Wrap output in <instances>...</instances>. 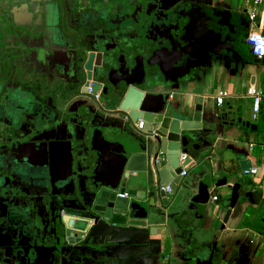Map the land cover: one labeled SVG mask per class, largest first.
<instances>
[{
	"label": "flooded vegetation",
	"instance_id": "af4514ba",
	"mask_svg": "<svg viewBox=\"0 0 264 264\" xmlns=\"http://www.w3.org/2000/svg\"><path fill=\"white\" fill-rule=\"evenodd\" d=\"M185 5L186 10L194 6L191 16L199 17L195 22L200 28L212 25L209 17L217 22L214 29L222 43L213 55L217 62L244 40V29L237 27L229 34L220 23L225 16L221 9L214 11L207 2ZM154 16V5L145 0H0V235L18 239L13 245L30 242L16 236L15 229L24 232L35 223L47 238L59 237L58 250L65 248L63 230L56 223L69 213L63 206L73 204L68 198L75 187L99 178L92 174L97 157L90 132L103 119L99 111L108 109L102 104L101 89L105 96L121 93L123 76L141 90L150 84L157 94L167 95L175 86V75L188 77L175 72L171 44L175 26L163 38ZM96 22L136 29L140 36L135 61L125 62L127 58L111 48L108 53L97 50L95 40L101 32ZM226 37L231 42H222ZM90 54L87 71L85 59ZM110 69L109 80L104 78L97 86L99 74L103 77Z\"/></svg>",
	"mask_w": 264,
	"mask_h": 264
},
{
	"label": "water",
	"instance_id": "95a60500",
	"mask_svg": "<svg viewBox=\"0 0 264 264\" xmlns=\"http://www.w3.org/2000/svg\"><path fill=\"white\" fill-rule=\"evenodd\" d=\"M145 2L154 5L155 21L161 23L155 25L162 32L161 37L169 36L170 28L175 26V32L171 34H175L171 41L172 51L175 50V72L179 70L189 76L200 66L211 68L213 64L219 65V62H213V55L219 53L217 48L222 47L214 29L217 22L213 17H209L212 25L200 28L198 22H195L199 17L196 14L191 16L194 6L186 10V2L204 6L205 0ZM237 18L235 14L229 18L224 16V22H220L227 26L229 34L234 32ZM96 25L101 32L95 40L97 50L108 53L111 48L115 54L126 57L125 62L135 61L134 54L139 52L136 39L140 36L136 29L113 28L100 22H96ZM222 40L231 42L227 37ZM240 49L239 59L244 60L245 45H241ZM129 51L130 54L126 56L125 52ZM201 54H204L206 64L200 63L198 56ZM116 59L118 60L119 56ZM254 59L264 62V58ZM85 60L87 62L84 67L88 71L91 68V54ZM191 63L196 66L191 67ZM184 64L186 66H183ZM135 68L131 67L130 72ZM111 72L112 69L103 77L102 73L99 74L97 86L101 87L104 78L109 80ZM86 79L91 80L89 72ZM186 79L187 77L183 79L175 75V84ZM119 80L125 88L121 93L111 92L109 96H105L102 89L100 92L102 104L108 108L105 110H110L109 112L116 115V123L115 120L103 118L97 121L90 132L91 140L96 145L92 150L96 152L97 157L94 167L96 170H92V174H97L99 178L89 186L84 184L71 191L68 200L73 204L63 206L69 213L65 214L62 221L56 222L63 230L61 237L62 242L66 244L65 248L58 250L59 237L47 238L40 226L33 223L24 232L20 228L15 229L16 236L21 234L29 238L30 242L19 241L13 245L12 242L18 239L14 240V237L11 238L5 233L0 235V258L3 264H54V261L62 264L63 256L75 264H115L114 257L119 262L123 255L132 254L141 244L147 243L148 237L155 235L157 231L155 223L167 218V209L164 208L168 206L166 192L161 188L168 187L171 192L176 191L181 179L180 172L193 164L192 157L186 154L191 147L195 149L193 144L197 143L199 138L212 134L209 127H203V123L212 124L211 113L203 110L202 103H196L192 111L186 104L171 106L166 93L157 94L150 84H146L145 89L141 90L135 87L134 81H129L126 77L121 76ZM138 121L143 122L141 129L136 127ZM194 131H199L200 135ZM182 155L185 156L184 159H181ZM239 166L243 171L251 168L248 160L240 161ZM225 181L222 179V184ZM209 184L207 178L200 181L198 191L191 197V201H207ZM139 185L153 186L154 189L144 191L141 201L133 200L136 191L131 186ZM125 192L127 197L118 196ZM190 194L191 192L186 194V197ZM229 214L230 210L225 213L224 221ZM11 219L10 215L6 217L9 229L14 227L10 224ZM93 232L113 241L90 242ZM235 264L249 262L242 257Z\"/></svg>",
	"mask_w": 264,
	"mask_h": 264
},
{
	"label": "crops",
	"instance_id": "0c3cea01",
	"mask_svg": "<svg viewBox=\"0 0 264 264\" xmlns=\"http://www.w3.org/2000/svg\"><path fill=\"white\" fill-rule=\"evenodd\" d=\"M205 2L209 3L207 6L214 11L221 9L228 18L237 15L235 28H247V33L250 29H256L262 22L264 5L254 7L255 19L249 20L253 9L250 0ZM245 38L240 43L233 44L232 50L227 51L226 59L218 66H200L189 74L186 81L175 84L168 91V103H171V106L186 104L192 111L196 103L204 104L203 110L211 113L212 124L203 123V127H209L212 134L199 138L197 143L193 144L195 149L191 147L186 154L192 157L193 164L185 169L186 175L181 177L176 191L166 192L168 206L164 208L167 209V218L155 223V235L149 236L147 243L141 244L132 254L123 255L119 262L114 257L115 264H227L230 261L234 264L237 258L242 257L249 264L264 262L261 256L256 257L259 251L264 257V214L258 216V223L261 224L259 233L253 230L251 223L238 224V218L237 228L229 227L232 216H237L236 207L240 197L244 198L246 208L258 210V215L260 209L264 208V174L261 171L264 165V125L260 122V118L264 119V97L260 101L257 119L253 120L252 98L248 95L249 88L264 93V62L254 61V57L250 59ZM241 45L246 47L244 60L239 59ZM198 59L201 64H206L204 54L199 55ZM213 62H216V59L213 58ZM219 91L228 93L221 105H217L214 100ZM109 111H99L100 117L115 120L116 123V115ZM194 133L200 135L199 131ZM242 160H248L251 167L258 168L259 175L243 174L239 166ZM223 170L236 176L223 175ZM244 175L253 176L242 182L246 185L240 183ZM206 178L210 183L207 201L192 202L191 197L196 195L200 181ZM222 179L226 180L224 184ZM188 184L192 187V191H188L191 194L186 197V192V198L181 199L179 196ZM131 188L136 191L133 200L141 201L144 191H149L151 187L139 185ZM227 191L230 192L229 195L220 194ZM169 195L173 198L169 199ZM234 195L236 197H233ZM213 196H217L216 201L212 200ZM183 202L187 204L181 209ZM228 210L230 214L224 221ZM91 235L90 240L97 243L102 240L113 241L97 232ZM229 250H233L234 256L230 257ZM1 254L2 252L0 257ZM255 258L259 260L256 261ZM62 260V264H75L65 258ZM0 264H3L1 258Z\"/></svg>",
	"mask_w": 264,
	"mask_h": 264
},
{
	"label": "built area",
	"instance_id": "2783aa9c",
	"mask_svg": "<svg viewBox=\"0 0 264 264\" xmlns=\"http://www.w3.org/2000/svg\"><path fill=\"white\" fill-rule=\"evenodd\" d=\"M250 1L253 5V9L250 12L249 20L253 21L255 19L254 7H257L259 5H264V0H250ZM245 42L253 57H256L258 59L264 58V14H263L262 22L260 23V25L257 26L256 29H250L248 31L246 38H245ZM248 95H250L252 98V119L256 120L258 112H259V108H260V101H261V98L264 97V93L261 94L255 91L253 88H249ZM227 96H228V93L226 91H219L214 96V100L217 105H221ZM136 127L138 129H141L143 127V122L138 121L136 124ZM263 152H264V146H263ZM184 157L185 156L182 155L181 159H184ZM261 171L264 174V165L261 167ZM243 174L254 176L258 174V168L251 167L248 170H244ZM179 175L180 177H184L186 175V170H182ZM161 189H164L165 192L167 193H171V190L168 187L161 188ZM118 196L125 197L126 193L118 194ZM212 200L216 201L217 196H213Z\"/></svg>",
	"mask_w": 264,
	"mask_h": 264
},
{
	"label": "rangeland",
	"instance_id": "374dc122",
	"mask_svg": "<svg viewBox=\"0 0 264 264\" xmlns=\"http://www.w3.org/2000/svg\"><path fill=\"white\" fill-rule=\"evenodd\" d=\"M243 31V30H242ZM246 34H247V28L246 29H244V32L242 33V37H243V39L246 37ZM249 57H250V59L253 57L252 55H251V53H250V50H249ZM263 105H264V101H263ZM259 172H260V169H259ZM222 174L223 175H227V176H236V174H228L227 173V171H225V170H223L222 171ZM258 175H259V173H258ZM244 177V179H243V181H242V179H241V184L242 185H246L245 183H242V182H245V180H247V178L249 179V178H252L253 176H243ZM211 180V179H210ZM189 181H190V179H189ZM188 181V182H189ZM212 181V180H211ZM190 188V189H189ZM192 187H191V185H185V189L183 190V194L182 195H180L179 197L181 198V199H183V198H186L185 196H184V193H186V192H188V191H192V189H191ZM220 189H217V191H219ZM189 193V192H188ZM188 193H186V194H188ZM220 194H222L223 196L224 195H229L230 194V192L229 191H227V192H225V193H220ZM184 196V197H183ZM169 197V199H171V198H173V196H171V195H169L168 196ZM243 200H244V198L242 197H240V199L238 200V202H237V207H236V211H238L237 212V216L236 215H234V216H232V218H231V220H230V224H229V227H231V228H237L236 227V225H237V221H238V224H239V222H245V223H251V225H252V228H253V230H255V232H257V233H259V231L258 230H260L259 228H260V226H261V224L260 223H258V216L260 217V216H262L263 214H264V208H262V209H260V212H259V215L257 214V211L258 210H256V209H253V208H251V207H248V208H246L247 206H246V203H244L243 202ZM187 204V202H183L182 203V205H181V209H184V206ZM236 214V213H235ZM237 218H238V220H237ZM239 218H240V220H239ZM237 220V221H236ZM240 226H241V224H240ZM237 235H239V233H236ZM257 240H258V237H257ZM234 250V249H233ZM233 250H229V254H230V257H232V256H234V253H232L233 252ZM260 253H261V251H259V253H256V257H260V258H263L264 259V257H262V255H260ZM228 254V255H229ZM255 260L256 261H258L259 259L258 258H255ZM262 264H264V262H262Z\"/></svg>",
	"mask_w": 264,
	"mask_h": 264
},
{
	"label": "trees",
	"instance_id": "16d2710c",
	"mask_svg": "<svg viewBox=\"0 0 264 264\" xmlns=\"http://www.w3.org/2000/svg\"><path fill=\"white\" fill-rule=\"evenodd\" d=\"M261 119V124H263L264 125V119L263 118H260Z\"/></svg>",
	"mask_w": 264,
	"mask_h": 264
}]
</instances>
